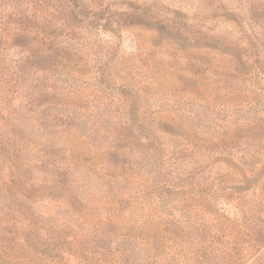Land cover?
<instances>
[{
	"label": "trees",
	"instance_id": "obj_1",
	"mask_svg": "<svg viewBox=\"0 0 264 264\" xmlns=\"http://www.w3.org/2000/svg\"><path fill=\"white\" fill-rule=\"evenodd\" d=\"M74 2L0 0V201L4 197L23 196L19 190H13L14 183L29 185H24L25 192L27 187H34L33 179L24 178L31 170L53 173L55 181L59 171L67 178L73 177L63 194V205L68 207L69 215L62 219L58 214L62 221L60 226L33 223L28 211L17 209L14 211L19 229L14 233L16 237H12L13 233L7 228L16 219L0 209V264H264V117L245 111L251 100H244L252 93L246 88H232L227 82L212 81L209 75H213L217 67L208 66L202 58L216 50L207 44L186 47L185 39L177 45L167 42L163 47L173 44L175 55L200 56L196 62L190 60L187 72L177 71L189 80L206 81L208 84L196 86L206 90L204 93L217 85L221 91L218 100L211 95H206V99L197 96L200 103L196 104L191 94L184 92L183 104L165 108L166 104L162 103L169 100L173 103V99H161L163 106L152 110L143 99L150 102L158 95L167 98V94L157 90L159 76L175 74L179 57L171 61L172 68H158L144 50L136 56H116L118 82L113 87L115 93H107L106 89L110 88L105 86V77H111L109 68L106 76L104 70H93L94 56L76 46L80 42L77 37L86 40L89 36L86 31L100 25L96 23L99 8L92 2L88 7L74 6ZM250 4V13L264 14V0ZM77 8L82 11L76 13ZM151 12L150 15L156 17L149 15L147 19L159 20L166 27L179 30V22L170 21V25L154 8ZM108 26L105 20L100 28ZM79 28H83L84 33ZM161 32L165 34L162 29ZM243 35L249 38L244 32ZM187 39L194 41L195 38ZM114 57L111 54V60ZM189 57L181 56L185 59L183 65H187ZM136 61L140 67L135 66ZM202 66L208 75L204 79L193 69ZM238 67L239 64L232 67V71L238 73ZM249 71L260 80L264 77V66L249 68ZM88 73L89 79L98 82L104 91L80 90L81 86L76 83L89 77ZM244 78L249 80L247 73ZM92 91L97 94L94 96L97 108L106 100L116 103L119 109L122 107L114 116L106 114V119L114 121L113 129L109 143L99 146L108 147L103 149L128 162L129 157H133L137 166L129 167L120 175L117 164L110 161L106 165L114 170L113 175L87 167L88 162L82 155L91 156L97 141L89 138L94 130L96 136L104 132L100 123L93 124V132L87 135H82L80 128L66 124L61 133L50 130L47 136L39 135L43 146L51 144V150L56 149L55 140L61 142L65 138L63 154L60 157L57 152L52 153L53 157L48 158L40 151L28 157L35 148L30 131L47 126L56 128L67 119L59 112L54 113L56 107L77 109ZM168 96L174 97L175 102L181 97ZM18 99L20 103L14 105L12 100ZM135 108L136 115L131 118ZM230 109L236 114L229 113ZM241 111L245 115L240 114ZM171 114L174 118L168 121L178 125L180 130H190V136L189 133L187 136L172 134L159 126L162 117ZM219 114L220 124L212 126L213 116ZM140 123L145 132L138 127ZM26 131L30 133L19 136ZM69 134H81L83 141L70 138ZM117 134L120 139L124 137L122 146L115 144ZM163 136L168 141H176L165 142ZM80 142L85 150L75 154L71 148H76ZM217 156L224 160L215 159ZM188 159L200 163L191 168L187 165ZM149 165L154 168L156 179L146 168ZM220 165L236 176V184L244 186L242 191L252 192L247 204L239 198L234 201L236 206L231 214L213 207L215 196L225 193L223 200L230 197L220 185L222 182H216L212 175V170ZM45 214V211L38 214V218L46 220ZM54 218L57 220V215Z\"/></svg>",
	"mask_w": 264,
	"mask_h": 264
},
{
	"label": "rangeland",
	"instance_id": "obj_2",
	"mask_svg": "<svg viewBox=\"0 0 264 264\" xmlns=\"http://www.w3.org/2000/svg\"><path fill=\"white\" fill-rule=\"evenodd\" d=\"M252 1L258 3V0H75L74 6L81 7L85 5L88 7L91 2L96 4V9L99 8L96 12V23L100 24L99 26L90 27V29L86 31L89 34L86 40L81 39V36L77 37L80 42L76 44V46H81L84 53H88L91 57L94 56V62L92 63L93 70H104L106 76L109 68L111 77H105V86L110 88L106 89L107 93H115L113 87H116L118 82V76L116 75V56H136L139 55L141 50H144L148 57L154 60L153 62L158 68H166L168 66L172 68L173 65L171 61H173L174 58L179 57V62L177 63L176 61L175 74L169 73L167 74V77L159 76L160 82L157 90L164 95L167 94L165 95L167 98H161L158 95L157 98L151 99L150 102H145L142 98L144 101L143 103H148L150 108L156 111L158 106H163L162 104H166V106H164L165 108H169L171 104L175 105L178 103L179 105L180 102L183 104L184 101H186V99H183L182 97L184 96V92L191 94V99L193 100V103L196 104L200 103L199 99L196 98L197 96L206 99L207 96L211 95L210 97H214L218 100L221 91L217 89V85L207 88V93H204L206 90H199L196 86L200 85V83L205 85L208 84L206 81L201 82V80H189L177 71L181 69L184 72H187L190 68L191 61L196 62L195 60L199 59L200 56H196L194 53H178L175 55L176 53L173 44L169 45L168 48L163 47L167 42L170 44L176 42L177 45L183 39H185L184 44L186 43V47L207 44L206 46L216 50L214 53H210L202 58V60H206L205 63L208 66L211 64V66L217 67H214V74L209 75L211 80L227 82L232 88H246V90L250 91L252 94L248 95L246 93L248 97L245 98L244 102L248 100L251 101H249L248 106L245 105V111H248L253 115L264 117V77L260 80L254 77L252 72L249 71V68L264 66V14L257 11H251L252 14L250 13L249 8L252 7L250 4ZM153 8L154 11L162 14L163 17L167 19L165 23L172 25L170 21L179 22V30L166 27L164 23L159 22V20L147 19V16L152 13L151 11ZM143 9L148 10L149 13ZM81 11L82 8L76 9V13ZM175 13H177V17L175 16ZM83 15L85 14L83 13ZM150 16L156 17L154 14H151ZM240 16L244 17L240 18ZM105 20L110 26L100 28ZM75 26H77L76 22ZM161 29L164 30L165 34L161 32ZM79 30L84 33L83 28H79ZM76 32L78 35V30ZM243 32L248 34V39L243 35ZM189 36L194 37V41H189V39H187ZM137 47L140 49L139 51L136 50ZM218 51L221 52V55ZM111 54L115 56L113 60L110 58ZM186 55L190 57L187 65H183L182 62L185 61V59H181V56L186 58ZM247 58H249V60ZM108 60L110 61L105 62ZM135 63V66L140 67L137 65V61ZM238 64V73H234L232 67L235 68ZM202 67L193 68L196 70L194 72H197L198 75H200V79L207 78L208 76L206 75V71H204V66ZM245 73L248 74L249 80L244 78ZM88 76L89 77H83L77 81L78 83L76 84L81 86L80 90L88 91V88H93L94 90L97 88V90L104 91L105 88L103 89L98 86V82H93V80L89 79L90 73H88ZM93 76H95V73ZM95 91H92L93 93L88 92L87 98L81 101L82 103L78 105L77 109L70 107H56L54 113L59 112V114H63V117L66 116L67 119L70 117L71 120L63 119L64 124H61L63 123L62 121L60 122V125H56V128L47 126L39 129L34 128V132L30 131L33 134V136L31 134V139L35 148L28 153V157L33 155L36 156L40 151L47 154L48 158H51L50 155H52V153L57 152V154H60V157L63 154L62 150L65 146V141L63 140H66L65 138H62L61 142H59V139L55 140L53 144L56 149L51 150L49 149L51 144L43 146L42 139L39 135L47 136L50 130L54 133H61L60 131L65 124L71 125L73 128H80L81 134L87 135L93 132V124L97 125V123H100L105 128L104 132L102 134H97L96 136L94 130L93 136L90 138L87 137L91 140L94 139L97 141L91 156L88 157L82 155L88 162L87 167L97 172L100 171L101 173L110 175L114 174V170H110L109 167H107L106 163L109 161L117 164V170L120 171V173H118L119 175L122 172H125L129 167H136L137 163L134 161L133 157H129L128 160L130 162H128L126 159L119 158L116 153L114 154L113 152H108L106 149H103L108 147L99 146L101 144L105 145L106 142L109 143L108 137L113 129L114 121L106 119V114L114 116L120 112L122 107L119 109L116 103L106 100L104 104H101L102 107L100 105V107L97 108L96 106L98 104L94 101V96L97 95ZM168 94H175L181 97L176 99L175 102V98H170V95L168 96ZM161 99H164V101H168L167 99H173V103L169 100L168 103L164 102L161 104ZM12 102H14V105H17L20 103V99L12 100ZM129 110L130 109L128 108L127 111ZM148 111L150 110L148 109ZM228 111L231 114H236V111L234 110L230 109ZM136 112L137 110L135 108L133 114H130V117L134 118ZM240 114L245 115L244 111H241ZM48 115L50 114H47V116ZM164 116L159 125L164 128V131L182 136H187L189 133L190 136V130L189 132L188 130H180L178 125H173L168 121L170 118H174V114L168 115L166 118H164ZM220 116L221 114L213 116L214 122L212 123V126H214L215 123L220 124ZM53 119L54 117L52 116L51 120ZM81 120L83 122H81ZM24 123L26 125L28 121ZM209 125L211 124L209 123ZM28 126L32 127L30 123ZM138 127L145 132L142 123L138 124ZM192 129H194V127ZM212 129H214V127H212ZM30 132H21L19 136L25 137L26 134ZM129 133L130 132H126L125 134ZM81 134H69L68 136L70 138L77 137L79 141H83ZM142 136L144 135L141 134V137ZM162 138L165 139V142L168 141L167 137L163 136ZM123 140L124 137L120 139L119 134H117L115 144L117 146H122ZM173 141L176 140L170 139L168 142L173 144ZM76 142L77 140H75V143ZM173 146L170 150L173 149ZM72 147H74L73 144ZM75 147L76 148H71L75 154L80 150H85V146L81 142L76 144ZM215 159L224 160L221 156H217ZM60 162H63V160H60ZM187 162V165L191 168H193V165L200 163L189 159ZM130 163H134V166H131ZM45 167L49 168L48 165ZM104 168H106V170H100ZM146 168L152 172V176L156 179V176L153 173L154 168L152 169L151 165L146 166ZM42 169L46 170V168ZM228 171L229 170L222 165L212 170V175L216 178V182H222L220 185L228 191L230 196H226V200H223L225 193L215 196L213 207H215V209L218 208L224 211H230L229 214H231L233 206H236L234 201L239 198L240 202L247 204L251 199L252 192L249 194L248 191H242L244 186L237 185L236 176ZM0 172H2V166L0 167ZM52 174H43L41 169L37 171L31 170V172L27 173L24 178L33 179L36 183L34 187L30 189L27 187V192H25L24 185L26 186L27 184L23 182H20V184L19 182L14 183L13 186L15 188L13 190H19L23 196L14 195L13 198L4 197L1 199L0 209H3L2 211L4 213L7 212L11 217L16 219V221L10 223L9 228H7L8 232L13 233L12 237H16L14 233L19 229L16 225L18 223L17 213L14 210L20 209L22 212L28 211L33 218V223L38 222L39 224H44V226H50V224H53L54 226L62 225V221L58 219V214L62 219L68 217V207L63 205V194L73 180V177H71V179L67 178L64 172L59 171L57 177H55V181V179H52ZM69 179L70 181H68ZM131 180H133V177H131ZM44 181L46 183H44ZM56 183L59 187H57ZM9 195L10 193H8V196ZM94 198L97 200V194L94 195ZM61 200L62 203L59 204ZM64 201H66L65 198ZM44 211L46 212L45 218L48 217L46 220L38 218V214H41ZM56 215L57 220L54 218ZM38 248L40 250V247ZM71 261L76 263V260L72 258Z\"/></svg>",
	"mask_w": 264,
	"mask_h": 264
}]
</instances>
